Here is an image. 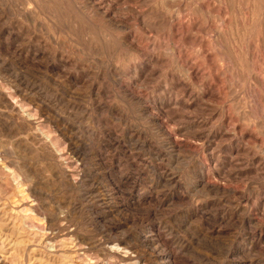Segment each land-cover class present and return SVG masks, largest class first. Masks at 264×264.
<instances>
[{"label":"rangeland","instance_id":"obj_1","mask_svg":"<svg viewBox=\"0 0 264 264\" xmlns=\"http://www.w3.org/2000/svg\"><path fill=\"white\" fill-rule=\"evenodd\" d=\"M135 262L264 264V0H0V264Z\"/></svg>","mask_w":264,"mask_h":264},{"label":"bare ground","instance_id":"obj_2","mask_svg":"<svg viewBox=\"0 0 264 264\" xmlns=\"http://www.w3.org/2000/svg\"><path fill=\"white\" fill-rule=\"evenodd\" d=\"M89 2H90V0H88ZM104 15H105V13H104ZM8 95V94H7ZM9 96V95H8ZM13 99V98H12ZM15 99V98H14ZM13 99V100H14ZM7 100V99H6ZM10 101H11V99H10ZM18 104V103H17ZM15 105V104H14ZM19 106V105H18ZM19 108H20V110H22V111H25V108L21 105V106H19ZM30 111V110H29ZM28 112V111H27ZM34 114V113H33ZM32 113H28L27 115L25 114V117L26 116H28V118L29 119H33L34 118V115H33ZM36 117V116H35ZM36 119V118H35ZM35 119H33V120H35ZM33 120H32V122H33ZM29 121V120H28ZM32 124V123H31ZM34 124H35V122H34ZM41 124V123H40ZM38 125V124H37ZM30 127V126H29ZM36 128H37V126H36ZM37 130V129H36ZM38 131L40 132V133H42V138H41V140H42V142L44 143L43 145L44 146H47V147H50V149H52V150H54L56 153H57V155H58V157L59 158H62V157H64V150H61L62 148H61V146H60V144H59V140L57 141L55 138H54V136L52 135V133H51V131L50 130H44V127L42 126V124L41 125H39L38 126ZM37 135H38V133H37ZM40 135V134H39ZM39 135H38V137H39ZM12 137V136H11ZM39 139V138H38ZM40 140V141H41ZM82 148V147H81ZM49 149V150H50ZM65 149V148H64ZM51 152V151H50ZM66 152V151H65ZM85 154V153H84ZM53 157V156H52ZM55 157V156H54ZM21 201H23V200H21ZM51 223V222H50ZM43 227V226H42ZM40 229V228H39ZM45 229V228H44ZM42 230V229H41ZM46 234H48V233H46ZM47 236V235H46ZM50 239V238H49ZM49 243H51V242H49ZM113 248V247H112ZM111 249V248H110ZM117 250H120V248H117ZM124 250V249H123ZM120 252H121V250H120ZM125 254H127V256L126 257H124V258H126L125 260L126 261H128V260H131V258H130V255H132L133 254V252H131L129 249H126L125 250ZM121 255H123V254H121ZM124 256V255H123ZM133 257H134V255H133ZM123 258V257H122ZM130 263H131V261H130ZM132 264H139V262H135V263H132Z\"/></svg>","mask_w":264,"mask_h":264}]
</instances>
